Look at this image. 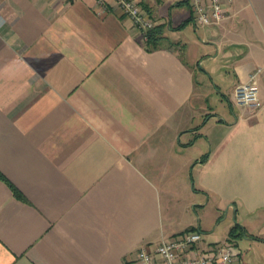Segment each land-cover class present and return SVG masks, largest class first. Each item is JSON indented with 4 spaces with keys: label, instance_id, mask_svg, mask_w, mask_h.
I'll return each instance as SVG.
<instances>
[{
    "label": "crops",
    "instance_id": "crops-1",
    "mask_svg": "<svg viewBox=\"0 0 264 264\" xmlns=\"http://www.w3.org/2000/svg\"><path fill=\"white\" fill-rule=\"evenodd\" d=\"M137 1L155 47L114 0H0V264H133L194 229L264 264V0L211 25Z\"/></svg>",
    "mask_w": 264,
    "mask_h": 264
},
{
    "label": "built area",
    "instance_id": "built-area-1",
    "mask_svg": "<svg viewBox=\"0 0 264 264\" xmlns=\"http://www.w3.org/2000/svg\"><path fill=\"white\" fill-rule=\"evenodd\" d=\"M114 1L119 12L128 16L146 39V31L152 29L156 23L142 11L139 2ZM188 2L195 23L211 25L228 16L225 0H188ZM100 3L103 4L102 1ZM257 73L255 71L250 74L247 81L236 85L233 90L235 104L246 109L248 114L255 113L261 104ZM201 239L200 230L194 229L163 240L151 250L144 246L140 247L135 254L133 264H240L242 252L235 244L225 242L202 248L199 245Z\"/></svg>",
    "mask_w": 264,
    "mask_h": 264
},
{
    "label": "trees",
    "instance_id": "trees-1",
    "mask_svg": "<svg viewBox=\"0 0 264 264\" xmlns=\"http://www.w3.org/2000/svg\"><path fill=\"white\" fill-rule=\"evenodd\" d=\"M156 29L157 26L155 25L152 29L146 31V42L150 43L153 47L156 46L155 42L154 43L152 42ZM203 159H205V157ZM229 233L231 237H238L241 235H245L244 229L238 224H234V226L230 229Z\"/></svg>",
    "mask_w": 264,
    "mask_h": 264
},
{
    "label": "rangeland",
    "instance_id": "rangeland-1",
    "mask_svg": "<svg viewBox=\"0 0 264 264\" xmlns=\"http://www.w3.org/2000/svg\"><path fill=\"white\" fill-rule=\"evenodd\" d=\"M237 237H234L233 239H236ZM237 242H238V244H239V246L242 248V249H244L245 250V247L244 246H242L243 245V243H241L240 241H234L233 240V243H235V245L237 244ZM254 258L253 259H256V257L258 256H255V255H252Z\"/></svg>",
    "mask_w": 264,
    "mask_h": 264
}]
</instances>
